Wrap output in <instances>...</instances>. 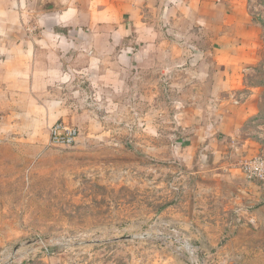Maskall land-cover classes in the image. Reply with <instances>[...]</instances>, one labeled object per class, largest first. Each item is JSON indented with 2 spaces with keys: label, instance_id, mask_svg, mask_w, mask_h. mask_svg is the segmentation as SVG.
I'll use <instances>...</instances> for the list:
<instances>
[{
  "label": "rangeland",
  "instance_id": "1",
  "mask_svg": "<svg viewBox=\"0 0 264 264\" xmlns=\"http://www.w3.org/2000/svg\"><path fill=\"white\" fill-rule=\"evenodd\" d=\"M169 75H133L105 116L60 117L70 146L44 118L0 120V264H264V180L240 170L254 156L184 166Z\"/></svg>",
  "mask_w": 264,
  "mask_h": 264
},
{
  "label": "crops",
  "instance_id": "2",
  "mask_svg": "<svg viewBox=\"0 0 264 264\" xmlns=\"http://www.w3.org/2000/svg\"><path fill=\"white\" fill-rule=\"evenodd\" d=\"M263 44L264 0H0V120L105 116L166 68L183 165L226 167L264 153Z\"/></svg>",
  "mask_w": 264,
  "mask_h": 264
},
{
  "label": "built area",
  "instance_id": "3",
  "mask_svg": "<svg viewBox=\"0 0 264 264\" xmlns=\"http://www.w3.org/2000/svg\"><path fill=\"white\" fill-rule=\"evenodd\" d=\"M78 129L62 121L53 122L48 128L49 144L70 146L76 142ZM240 170L249 180H264V156L258 155L240 162Z\"/></svg>",
  "mask_w": 264,
  "mask_h": 264
}]
</instances>
